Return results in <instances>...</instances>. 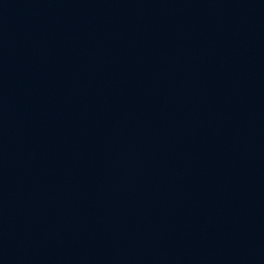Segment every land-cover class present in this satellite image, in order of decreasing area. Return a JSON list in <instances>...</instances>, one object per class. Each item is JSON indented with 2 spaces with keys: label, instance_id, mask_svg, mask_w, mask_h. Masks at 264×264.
I'll return each instance as SVG.
<instances>
[{
  "label": "water",
  "instance_id": "95a60500",
  "mask_svg": "<svg viewBox=\"0 0 264 264\" xmlns=\"http://www.w3.org/2000/svg\"><path fill=\"white\" fill-rule=\"evenodd\" d=\"M0 264H264V0H0Z\"/></svg>",
  "mask_w": 264,
  "mask_h": 264
}]
</instances>
